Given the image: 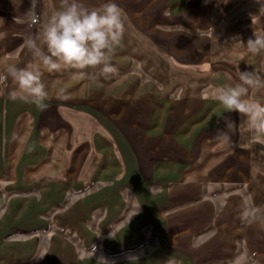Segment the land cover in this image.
Returning a JSON list of instances; mask_svg holds the SVG:
<instances>
[{"label": "crops", "instance_id": "obj_1", "mask_svg": "<svg viewBox=\"0 0 264 264\" xmlns=\"http://www.w3.org/2000/svg\"><path fill=\"white\" fill-rule=\"evenodd\" d=\"M81 2L98 9L107 0ZM114 2L125 24L111 57L115 75L87 69L96 78L79 79L75 70L42 69L45 110L12 101L11 79L0 87V223L12 221L18 234L36 224L82 230L89 213L84 199L91 193L99 203L100 188L108 185L114 210L116 191L124 187L139 195L142 207L155 199L146 213L160 245L198 241L203 247L218 239L230 263L245 257L243 264H264V219L244 215L248 207L264 212V140L253 137L245 116L208 95L249 71L262 86L247 98L264 103V52L253 55L246 46L264 35V0ZM62 4L0 0V73L38 62L24 40L31 34L46 51L43 26ZM33 13L37 22L29 28ZM60 90L67 100L57 98ZM228 121L236 128L225 142ZM13 246L12 261L36 246H45L44 260L72 264L76 258L72 245L57 237Z\"/></svg>", "mask_w": 264, "mask_h": 264}, {"label": "clouds", "instance_id": "obj_2", "mask_svg": "<svg viewBox=\"0 0 264 264\" xmlns=\"http://www.w3.org/2000/svg\"><path fill=\"white\" fill-rule=\"evenodd\" d=\"M35 23L33 13L29 18V28ZM124 31L123 13L114 0H107L98 9L88 8L81 0H63L62 6L51 14L43 26L41 40L46 51L35 37L27 35L24 45L38 62L27 67L9 65L0 73V87L7 89L11 79L14 88L8 96L12 101L32 103L40 110H45L49 92L42 80V69L48 73L75 70L73 75L79 79H95V74L86 70L99 69L101 75L110 78L118 72L111 63V57L122 44ZM246 46L253 55L264 52V35L249 38ZM261 86L258 76L243 71L239 74L238 83L216 87L208 95L227 112L245 116L253 137L264 140V103L247 98L252 88ZM57 98L67 100L69 97L64 90H60ZM235 128L234 122H226L225 130L221 131L225 142L231 141L230 133H234ZM32 150L30 146L29 151ZM244 215L253 221L264 219V212L258 208L248 207Z\"/></svg>", "mask_w": 264, "mask_h": 264}, {"label": "rangeland", "instance_id": "obj_3", "mask_svg": "<svg viewBox=\"0 0 264 264\" xmlns=\"http://www.w3.org/2000/svg\"><path fill=\"white\" fill-rule=\"evenodd\" d=\"M100 191L102 193L99 203H96L98 197L95 199L91 193L88 194L90 200L84 199L89 213L82 230L64 223L52 225L48 230H43L42 226L39 228L42 230H39L40 225L36 224L31 225L34 231L18 234L12 229L16 226L12 221H1L3 225H0V264H58L53 257L44 260L45 246H36L32 254L21 261H12L10 257L16 249L14 242L30 238L46 240L56 237L72 245L76 256L72 264H243V261H246L245 257H242V261L230 263L227 259L228 253L225 252L227 248L218 244V239L203 247L199 246L198 241L194 242V245L188 243L189 246L186 247L181 244L162 246L156 240L154 229L150 228L146 213L148 207H153L155 199H147V205L142 207L143 200L139 195L130 190L124 191L122 187L116 191L119 195V205L110 210L114 208V190L104 185ZM215 192L218 194L221 190ZM122 240L124 241L121 242ZM17 258L18 254H15L14 259Z\"/></svg>", "mask_w": 264, "mask_h": 264}, {"label": "built area", "instance_id": "obj_4", "mask_svg": "<svg viewBox=\"0 0 264 264\" xmlns=\"http://www.w3.org/2000/svg\"><path fill=\"white\" fill-rule=\"evenodd\" d=\"M36 22H37V18H36Z\"/></svg>", "mask_w": 264, "mask_h": 264}]
</instances>
